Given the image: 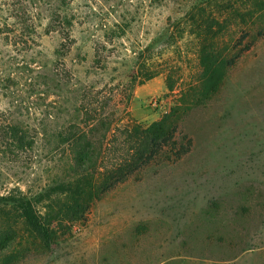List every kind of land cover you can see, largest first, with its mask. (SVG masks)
Returning <instances> with one entry per match:
<instances>
[{
	"label": "rangeland",
	"instance_id": "rangeland-1",
	"mask_svg": "<svg viewBox=\"0 0 264 264\" xmlns=\"http://www.w3.org/2000/svg\"><path fill=\"white\" fill-rule=\"evenodd\" d=\"M227 4L0 0V231L26 235L0 249V264L17 251L12 264H264V9L251 18L252 0ZM206 8L223 26L218 51L238 58L205 98L192 21ZM179 114L188 155L120 184L85 222L48 224V198L64 200L74 179L68 141L79 128ZM20 196L53 232L27 230L1 200Z\"/></svg>",
	"mask_w": 264,
	"mask_h": 264
},
{
	"label": "trees",
	"instance_id": "trees-1",
	"mask_svg": "<svg viewBox=\"0 0 264 264\" xmlns=\"http://www.w3.org/2000/svg\"><path fill=\"white\" fill-rule=\"evenodd\" d=\"M214 1L220 5L224 3L229 5L233 0ZM262 9H264V0H252L247 15L253 18L256 12ZM196 12L199 17L196 20L194 15L192 22L200 30L198 37L201 40L200 64L203 75L201 87L202 97L206 98L217 92L226 77L227 70L235 65L238 56L228 58L217 49V38L222 34L223 28L220 19L214 17L213 12H208L207 8ZM247 49H250V46ZM86 115L88 116V113ZM181 120L180 114L169 115L150 127H143L132 123L114 126L108 119L99 121L91 118L84 129L79 128L68 141L74 179L59 191L60 195L65 196L64 200L58 197L54 200L48 198L51 205L48 208L52 214L48 224L52 226L54 222L63 220L71 223L85 222L91 205L120 184L126 183L160 160L176 163L183 159L192 149V140L184 135L182 142L178 141ZM98 127H101V132L95 140ZM1 200L3 203L7 201L9 204L17 205L19 219L27 230L37 234L53 232L50 227L43 228L39 224L35 207L27 197ZM25 238L26 235L20 236L16 228L9 226V229L0 231V249L10 248L9 244L12 245L13 242L21 247ZM21 249L29 248L24 246ZM23 253L9 252L4 257L7 260L5 263L12 264L19 256H23Z\"/></svg>",
	"mask_w": 264,
	"mask_h": 264
}]
</instances>
